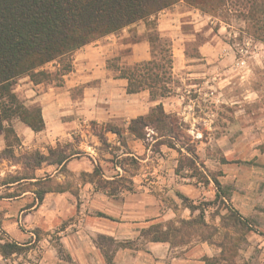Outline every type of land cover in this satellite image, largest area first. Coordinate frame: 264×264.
<instances>
[{
	"label": "crops",
	"instance_id": "obj_1",
	"mask_svg": "<svg viewBox=\"0 0 264 264\" xmlns=\"http://www.w3.org/2000/svg\"><path fill=\"white\" fill-rule=\"evenodd\" d=\"M116 41L89 50V45L77 50L73 56V70L64 76L63 85L52 88L51 94L41 93L26 104L27 107H40L44 123L42 131L35 133L17 119L10 121L20 140L19 145L13 148L15 157L36 150L46 155L47 149L55 147L62 137L75 133L80 134L81 140L74 146L79 154L65 164L66 174L59 172L60 167L43 164L31 172L33 176L30 178L11 182L8 177L22 171V164L11 159L0 161V244L12 241L28 247L21 254L6 258L0 255V264H107L97 243L99 236L109 237L114 243L134 241L141 229L154 223L189 219L190 212L183 207L175 195L176 191L193 202L205 197L208 201L214 199L212 183L207 186L190 184L187 179L175 175L178 154L172 149L162 146L160 152L163 151L165 157L162 164L150 167L149 148L146 149L141 141L134 140L127 133L126 146L121 145L115 134L106 133L107 149L101 147L91 129L92 123L116 125L121 122L120 126L126 128L131 119L146 116L158 103L166 113L176 114L190 125L196 120L193 113L186 111L184 104L177 106V98L168 96L152 101L147 92L127 94L126 80L116 78L118 73L113 74L106 66L107 58L119 54L121 48ZM130 47V63L149 59L146 42H135ZM192 67L182 66L177 70L173 66V76L184 75L187 80L203 75L194 74ZM18 82L26 83L23 87L39 88L42 85H33L27 77ZM191 129L197 139L199 162L209 172H221L217 179L223 188H227L230 205L242 217L248 218L258 231H264V210L254 208L251 192L246 186L253 180L254 170L264 172V153L259 150V146H264V121L254 141L249 142L245 138L233 141L231 149L235 150L237 142L243 147L239 149L238 156L234 154L228 158L225 154L221 157L224 163L221 158L206 159L199 153L203 148L201 145L208 144L199 141L201 130ZM4 148V138L0 135V152ZM126 156L138 161L137 168H131L134 175L130 178V191L110 195L107 190L83 179L82 175L92 173L96 165L102 169L103 180L128 177L131 166L121 168L116 163ZM155 168H167L165 178H150L148 174ZM45 179L61 191L48 192L38 202L35 196L37 187L31 184ZM210 213L209 210L206 212V221L218 226L219 218L212 219ZM218 253V248L201 241L180 248H171L168 243L161 242L138 243L137 249H115L112 264H207L204 258H212Z\"/></svg>",
	"mask_w": 264,
	"mask_h": 264
},
{
	"label": "trees",
	"instance_id": "obj_2",
	"mask_svg": "<svg viewBox=\"0 0 264 264\" xmlns=\"http://www.w3.org/2000/svg\"><path fill=\"white\" fill-rule=\"evenodd\" d=\"M179 2L209 16L232 11L245 23L247 34L264 44V0H0V135L5 142L0 161H19L25 172H33L45 164L60 167V173H67L65 164L79 154L72 148V143L62 145L58 142L55 147L47 149L46 155L38 150L20 157L13 155V148L20 140L10 125L12 119H17L35 133L44 129L40 107H27L18 98L14 90L16 81L27 77L33 85L60 84L64 76L72 72L73 54L77 50L137 22L149 20ZM146 42L150 47L148 60L124 68L115 67L114 70L118 73L116 78L126 80L127 94L147 92L152 101H159L173 92L171 41L153 28L147 34ZM48 65H52L53 70L46 69ZM183 125L175 114L166 113L161 103L152 107L146 116L131 119L126 128L109 123L91 124L103 150L108 146L104 137L106 133L115 134L123 146H126L127 133L157 154L162 146L176 151L175 175L182 179H196V183L204 186L212 183L215 188L212 201L193 202L179 191L175 192L183 207L189 210V219L154 223L141 229L134 241L114 243L109 237L99 236L97 243L107 264H112L115 249H137L138 243L149 242L168 243L171 248L185 247L194 241L207 242L219 249L217 256L204 258L207 264H238L242 260L240 254L246 246V235L254 231L253 225L230 205L229 192L217 179L221 172L207 171L198 160L194 144L183 142ZM259 150L264 153V146H259ZM221 161L225 162L223 158ZM116 163L121 168L129 165L136 169L138 166L137 159L129 156ZM184 170L186 174L182 173ZM127 174L128 177L117 180H103L102 169L96 165L92 173L82 177L99 189L107 190L108 194L116 195L131 190L130 178L134 174ZM31 176L15 175L8 180L16 182ZM48 183L45 179L31 184L37 187L35 196L38 202L48 192L61 191ZM210 207H214V211L209 215L212 219L219 218L218 226L206 221ZM27 249V246L6 241L0 244V255L6 258Z\"/></svg>",
	"mask_w": 264,
	"mask_h": 264
},
{
	"label": "rangeland",
	"instance_id": "obj_3",
	"mask_svg": "<svg viewBox=\"0 0 264 264\" xmlns=\"http://www.w3.org/2000/svg\"><path fill=\"white\" fill-rule=\"evenodd\" d=\"M153 28L171 41L173 66L177 70L182 66H194L191 69L194 74H203L192 76L187 80L184 75L173 76V92L170 97L177 98V106L181 107L184 104L186 111H190L196 117L195 122L190 125L175 114L184 123L183 142L193 143L197 148L196 135L191 133L194 131L191 127L198 128L202 131L199 141L208 144L201 145L203 148L199 152L204 154L206 159H219L225 154L228 158L238 156L240 153L238 151L243 146L237 142L233 150L231 149L233 141L239 138H245L249 142L254 141L259 136L264 121V44L253 40L247 34L245 23L232 11H221L209 16L187 6L184 2H179L149 20L137 22L129 28L90 44L88 50L106 43L112 44L116 39L121 49L118 51L119 54L117 52V56L106 59V66L113 71V74H117L115 67L124 68L134 64L130 63V46L135 42H146V36ZM241 49H244L242 54L239 52ZM146 53L150 58L148 43ZM240 60H243L244 64L237 66V61ZM45 68L53 70L52 65ZM63 82L44 83L39 88H35L31 85L23 87L26 83L16 81L14 90L26 105L43 92L51 94L52 88L61 87ZM115 124L122 125L121 122ZM244 131H246L245 135ZM80 140V134L75 133L70 137H62L59 143L62 145L72 143L74 148ZM218 140L220 143H216ZM149 156L150 167L162 164L161 161L163 162L165 158L163 151L157 154L151 150V147ZM251 164L252 162H249V165ZM155 169L149 172L150 178L154 180L159 177L165 178L167 168ZM211 172L215 173L217 170ZM182 173L186 174L187 171L184 170ZM263 173L261 169L254 170L253 180L246 184L248 192H251L252 205L258 210H264ZM25 174L31 172L22 169L16 176ZM186 181L194 184L197 180ZM48 184L55 187L51 182ZM200 201H208V199L205 197ZM208 210L213 212L214 207ZM253 228L254 231L246 235V246L240 254L242 260L238 264H264V235H261L264 231H258L254 226Z\"/></svg>",
	"mask_w": 264,
	"mask_h": 264
},
{
	"label": "built area",
	"instance_id": "obj_4",
	"mask_svg": "<svg viewBox=\"0 0 264 264\" xmlns=\"http://www.w3.org/2000/svg\"><path fill=\"white\" fill-rule=\"evenodd\" d=\"M240 54H242V52H244V49L239 50ZM244 64L243 60L237 61V66H242Z\"/></svg>",
	"mask_w": 264,
	"mask_h": 264
}]
</instances>
